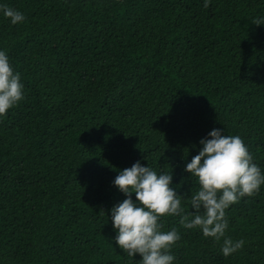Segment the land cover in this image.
Here are the masks:
<instances>
[{"label": "trees", "instance_id": "trees-1", "mask_svg": "<svg viewBox=\"0 0 264 264\" xmlns=\"http://www.w3.org/2000/svg\"><path fill=\"white\" fill-rule=\"evenodd\" d=\"M204 3L0 0L25 17L0 9V51L24 86L0 117V264H140L115 244V177L137 161L172 172L187 207L199 185L184 168L214 128L264 174V0ZM226 217L245 241L227 257L223 240L162 218L181 237L173 264H264V184Z\"/></svg>", "mask_w": 264, "mask_h": 264}, {"label": "clouds", "instance_id": "clouds-1", "mask_svg": "<svg viewBox=\"0 0 264 264\" xmlns=\"http://www.w3.org/2000/svg\"><path fill=\"white\" fill-rule=\"evenodd\" d=\"M209 3L205 0L204 7ZM0 9L13 25L25 20L21 12L8 5H0ZM253 24H264V19L254 18ZM23 88L21 74L13 70L6 51H0V117L24 99ZM208 137L200 140L199 153L184 168L199 185L187 207L182 206V195L171 186L172 172L158 174L137 161L115 177L114 186L126 197L110 210L117 233L115 244L129 257L138 254L140 264H173L171 249L181 237L176 228L163 230L164 217L178 216L182 227L199 229L216 242L223 240L221 252L225 257L243 248L244 240L233 241L226 236V210L242 197L257 194L264 174L239 136L224 135L223 130L214 128Z\"/></svg>", "mask_w": 264, "mask_h": 264}]
</instances>
